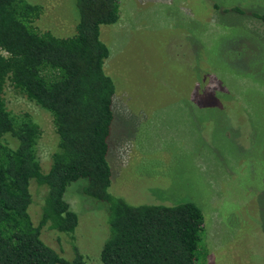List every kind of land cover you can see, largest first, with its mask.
I'll list each match as a JSON object with an SVG mask.
<instances>
[{"label":"rangeland","instance_id":"374dc122","mask_svg":"<svg viewBox=\"0 0 264 264\" xmlns=\"http://www.w3.org/2000/svg\"><path fill=\"white\" fill-rule=\"evenodd\" d=\"M24 1L44 6L41 30L75 33L74 0ZM101 39L116 86L110 194L132 206L197 205L205 219L197 264H264V0H120L119 21ZM5 99L41 126L48 172L52 118L10 87ZM86 184L65 193L79 217L74 235L43 228L42 239L98 264L109 209L84 194ZM30 189L38 224L47 189Z\"/></svg>","mask_w":264,"mask_h":264},{"label":"trees","instance_id":"16d2710c","mask_svg":"<svg viewBox=\"0 0 264 264\" xmlns=\"http://www.w3.org/2000/svg\"><path fill=\"white\" fill-rule=\"evenodd\" d=\"M74 1L75 33L59 36L39 28L43 5L0 0V264H91L42 239L43 228L76 232L79 217L65 193L80 180L87 197L108 204L98 264H197L205 231L197 205L132 206L109 192L116 86L104 70L110 49L101 29L119 21L120 0ZM7 87L52 118L57 144L48 172L38 157L42 128L31 113L9 110ZM32 184L47 189L38 224L29 212Z\"/></svg>","mask_w":264,"mask_h":264}]
</instances>
